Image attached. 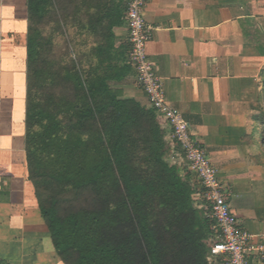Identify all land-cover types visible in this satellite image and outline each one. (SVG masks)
<instances>
[{
	"label": "trees",
	"instance_id": "1",
	"mask_svg": "<svg viewBox=\"0 0 264 264\" xmlns=\"http://www.w3.org/2000/svg\"><path fill=\"white\" fill-rule=\"evenodd\" d=\"M74 1L29 0L25 147L48 249L64 264H214L156 110L111 86L117 7Z\"/></svg>",
	"mask_w": 264,
	"mask_h": 264
},
{
	"label": "crops",
	"instance_id": "2",
	"mask_svg": "<svg viewBox=\"0 0 264 264\" xmlns=\"http://www.w3.org/2000/svg\"><path fill=\"white\" fill-rule=\"evenodd\" d=\"M127 1H105V9L117 7L110 20L113 48L108 56L123 75L111 86L151 107L128 61ZM146 19L154 27L148 52L168 101L182 112L229 185L231 209L241 225L264 233V0H147ZM29 34V0H0V258L9 264H64L48 249L50 232L29 179ZM159 121L167 159L188 178L196 207L208 216L197 174L169 125ZM210 258L225 264L219 255Z\"/></svg>",
	"mask_w": 264,
	"mask_h": 264
},
{
	"label": "built area",
	"instance_id": "3",
	"mask_svg": "<svg viewBox=\"0 0 264 264\" xmlns=\"http://www.w3.org/2000/svg\"><path fill=\"white\" fill-rule=\"evenodd\" d=\"M147 0H128L125 22L129 31L128 61L134 67L140 87L160 119L171 129L190 168L197 174L209 206L212 222L211 254L225 264H264V233H253L241 225L231 209V189L222 181L205 147L190 129L182 112L167 99L164 82L150 57L148 44L154 27L146 19Z\"/></svg>",
	"mask_w": 264,
	"mask_h": 264
},
{
	"label": "rangeland",
	"instance_id": "4",
	"mask_svg": "<svg viewBox=\"0 0 264 264\" xmlns=\"http://www.w3.org/2000/svg\"><path fill=\"white\" fill-rule=\"evenodd\" d=\"M58 50H59V51H58V52H59L58 57H59V56L61 55V51H63V49H62L61 46H58ZM55 55L57 56V54H55ZM197 177H198V176H197ZM37 241H38V240H37ZM46 241H47V240L45 239V243H46ZM34 245L36 246V245H38V243H35ZM0 259H1V258H0Z\"/></svg>",
	"mask_w": 264,
	"mask_h": 264
}]
</instances>
